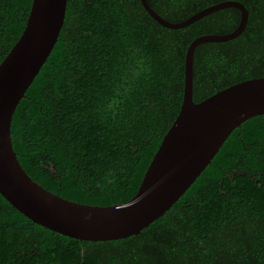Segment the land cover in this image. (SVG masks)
Masks as SVG:
<instances>
[{
    "label": "trees",
    "instance_id": "obj_1",
    "mask_svg": "<svg viewBox=\"0 0 264 264\" xmlns=\"http://www.w3.org/2000/svg\"><path fill=\"white\" fill-rule=\"evenodd\" d=\"M223 1L248 10L235 39L198 46L193 101L264 77V0H147L177 23ZM32 0H0V63ZM224 9L183 29L157 24L140 0H67L49 57L12 116L27 175L90 206L131 199L182 103L187 47L234 31ZM0 264H264V115L238 126L189 189L138 235L89 242L31 222L0 196Z\"/></svg>",
    "mask_w": 264,
    "mask_h": 264
},
{
    "label": "water",
    "instance_id": "obj_2",
    "mask_svg": "<svg viewBox=\"0 0 264 264\" xmlns=\"http://www.w3.org/2000/svg\"><path fill=\"white\" fill-rule=\"evenodd\" d=\"M140 3L157 24L171 30L183 29L229 8L239 11L240 20L234 31L199 36L187 47L180 110L135 195L124 203L90 206L63 199L33 181L12 148V116L57 42L67 0H32L19 39L0 63V196L31 222L64 237L106 242L138 235L178 201L238 126L264 115V77L241 81L198 103L193 101L196 48L237 38L248 21V10L243 4L223 1L172 23L159 16L147 0Z\"/></svg>",
    "mask_w": 264,
    "mask_h": 264
}]
</instances>
